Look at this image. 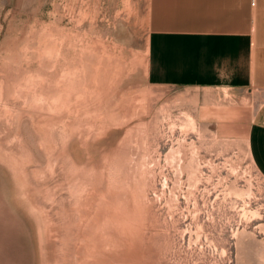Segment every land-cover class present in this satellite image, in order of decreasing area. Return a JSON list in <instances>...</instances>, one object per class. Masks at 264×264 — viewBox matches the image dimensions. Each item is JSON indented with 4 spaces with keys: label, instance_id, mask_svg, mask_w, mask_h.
<instances>
[{
    "label": "rangeland",
    "instance_id": "1",
    "mask_svg": "<svg viewBox=\"0 0 264 264\" xmlns=\"http://www.w3.org/2000/svg\"><path fill=\"white\" fill-rule=\"evenodd\" d=\"M147 38L148 0H0V264H264L260 96L150 83Z\"/></svg>",
    "mask_w": 264,
    "mask_h": 264
},
{
    "label": "crops",
    "instance_id": "2",
    "mask_svg": "<svg viewBox=\"0 0 264 264\" xmlns=\"http://www.w3.org/2000/svg\"><path fill=\"white\" fill-rule=\"evenodd\" d=\"M148 0L152 84L243 89L260 101L247 150L264 177V0Z\"/></svg>",
    "mask_w": 264,
    "mask_h": 264
},
{
    "label": "built area",
    "instance_id": "3",
    "mask_svg": "<svg viewBox=\"0 0 264 264\" xmlns=\"http://www.w3.org/2000/svg\"><path fill=\"white\" fill-rule=\"evenodd\" d=\"M252 3H254V0H252Z\"/></svg>",
    "mask_w": 264,
    "mask_h": 264
}]
</instances>
